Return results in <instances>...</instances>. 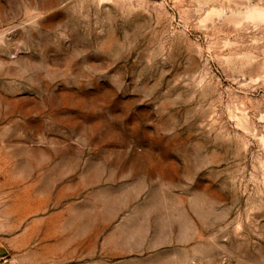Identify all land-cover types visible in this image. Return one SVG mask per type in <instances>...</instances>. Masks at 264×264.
<instances>
[{"label":"rangeland","instance_id":"rangeland-1","mask_svg":"<svg viewBox=\"0 0 264 264\" xmlns=\"http://www.w3.org/2000/svg\"><path fill=\"white\" fill-rule=\"evenodd\" d=\"M6 264H264V0H0Z\"/></svg>","mask_w":264,"mask_h":264},{"label":"crops","instance_id":"crops-1","mask_svg":"<svg viewBox=\"0 0 264 264\" xmlns=\"http://www.w3.org/2000/svg\"><path fill=\"white\" fill-rule=\"evenodd\" d=\"M6 255L4 252L0 249V264H6Z\"/></svg>","mask_w":264,"mask_h":264}]
</instances>
